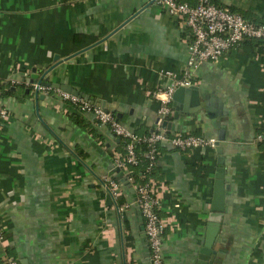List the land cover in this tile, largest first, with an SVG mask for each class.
Returning <instances> with one entry per match:
<instances>
[{
    "label": "crops",
    "instance_id": "obj_1",
    "mask_svg": "<svg viewBox=\"0 0 264 264\" xmlns=\"http://www.w3.org/2000/svg\"><path fill=\"white\" fill-rule=\"evenodd\" d=\"M212 2L264 22V0ZM189 39L181 20L155 0H0V105L8 111L0 118L2 264L7 247L19 264H152L135 185L115 166L120 138L59 89L39 90L44 97L36 101L28 75L52 66V82L104 105L142 134L158 119L153 92L171 81L162 72L180 76ZM191 81L228 110L212 119L188 117L184 94L175 101L179 112L172 109L165 120L170 134L203 137H217V125H224L229 188L220 264H264V147L256 139L264 131V56L245 40L199 64ZM159 146L154 176L166 221L163 264H195L219 154L215 147ZM103 174L119 177V203H130L122 214L101 185Z\"/></svg>",
    "mask_w": 264,
    "mask_h": 264
},
{
    "label": "built area",
    "instance_id": "obj_2",
    "mask_svg": "<svg viewBox=\"0 0 264 264\" xmlns=\"http://www.w3.org/2000/svg\"><path fill=\"white\" fill-rule=\"evenodd\" d=\"M172 16L181 20L189 30L190 39L187 46V62L177 77L171 70H164L162 73L171 79L170 83L153 92L159 102L157 109L158 119L148 134L138 135L125 127L115 116L114 112L100 104L93 103L83 97H78L63 91L60 95L63 99L69 100L83 112L93 116L96 122L108 125L112 133L120 138L124 144V152L116 155L115 166L127 174V165H138L143 158L146 161V170L149 172L156 164L155 153L158 145L169 144L172 148L184 151L199 146L214 147L215 139L201 135L170 132L163 122L172 113L171 99L175 86H187L192 84V70L199 64L206 61H217L224 53L239 45L244 39L252 38L264 40V23H255L247 20L240 13H237L225 6H219L212 0H196L193 5L179 0H155ZM49 87L40 86L39 90L44 93ZM0 118L7 119L8 111L0 105ZM257 140L264 141V131L256 134ZM147 145L146 150L140 156L137 153V144ZM128 172V173H127ZM102 187L108 192L110 199L118 214H122L130 205L128 202L119 203L118 197L121 192L119 183L109 174L99 176ZM136 203L142 215L144 232L147 239L150 260L152 264H163V234L166 221L159 216L160 209V184L153 178L144 182L134 184ZM5 234L0 227V243L5 241ZM7 264H19L13 258L5 254Z\"/></svg>",
    "mask_w": 264,
    "mask_h": 264
},
{
    "label": "water",
    "instance_id": "obj_3",
    "mask_svg": "<svg viewBox=\"0 0 264 264\" xmlns=\"http://www.w3.org/2000/svg\"><path fill=\"white\" fill-rule=\"evenodd\" d=\"M45 70L43 73L39 74L37 68H32L31 73L28 75V82L35 86V99H42L43 94L39 93L40 86H46L49 88L59 89L63 92L82 97L84 96L77 90H74L69 85L52 82L50 80L49 73L52 66L44 65ZM186 95L188 99L187 107H184L185 115L188 117H199L205 116L210 119L215 113L226 116L228 113L227 107L224 105V102L212 95L210 92L204 94L200 93V88L196 84H190L187 86L177 85L172 94V109L175 113L179 112L181 109L177 104L176 100L180 99L182 95ZM104 107V105H102ZM113 112V111H112ZM213 124V123H212ZM168 131L170 130V125L165 121L163 122ZM217 137L213 136L215 139V149L219 154L217 157V164L219 165L216 168L215 178L213 181V193L211 199L210 212L207 217L206 230L203 238L201 247L197 255L195 264H220L221 259L225 253V245L220 240V224L222 222L223 216L226 212V190L229 188V185L224 181V156L222 155V146L226 145L225 130L224 125H217ZM136 206L138 207L137 203ZM139 210V207H138ZM139 220L142 222V215L139 210L138 212ZM141 229L144 231L143 223ZM219 247V248H218Z\"/></svg>",
    "mask_w": 264,
    "mask_h": 264
},
{
    "label": "trees",
    "instance_id": "obj_4",
    "mask_svg": "<svg viewBox=\"0 0 264 264\" xmlns=\"http://www.w3.org/2000/svg\"><path fill=\"white\" fill-rule=\"evenodd\" d=\"M181 2H186L185 0H179ZM196 1V0H195ZM189 4V3H188ZM190 5H193V4H190ZM247 19V18H246ZM249 20V19H247ZM251 21V20H249ZM252 22H255V21H252ZM255 23H264V22H255ZM251 41L253 42V44H255L257 47H258V53H260L261 55L263 54L264 56V40H257V39H252V38H246L244 39L243 41ZM242 41V42H243ZM30 88V87H29ZM51 90V89H49ZM48 90V91H49ZM6 91H10V90H6ZM27 95H30V94H27ZM76 109H80L78 106L75 107ZM136 133V132H135ZM149 132H145V133H142V134H138V135H145V134H148ZM137 134V133H136ZM258 142L260 143V145H262V148L264 147V141L262 140H258ZM124 142L120 139V152L123 153L124 152ZM147 148V145L144 144V143H140V144H137L136 146V149H137V153L141 156L143 151L146 150ZM160 146L158 145L157 146V149H156V153H155V158L157 159L158 156H159V153H160ZM156 164L154 165V167L148 172L146 170V161L142 158L140 163L138 165H127V170L129 171L128 173V176H130L132 178V184H136V183H139V182H144L146 181L148 178H153L155 180H157V178L154 176V170H155V167ZM113 176V179H115L117 182H119V177L117 176ZM118 202H122L123 201V198L122 197H119L118 198ZM126 239H128V236H126ZM7 253L8 257H12L13 255L9 252V248L7 247L6 250L4 251V255ZM15 259V258H13ZM16 260V259H15ZM4 263V259L0 258V264Z\"/></svg>",
    "mask_w": 264,
    "mask_h": 264
}]
</instances>
